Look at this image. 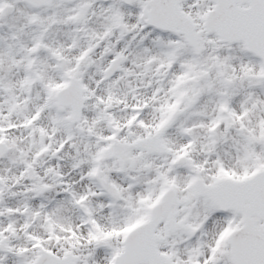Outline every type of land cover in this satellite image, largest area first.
<instances>
[{"label": "snow or ice", "instance_id": "snow-or-ice-1", "mask_svg": "<svg viewBox=\"0 0 264 264\" xmlns=\"http://www.w3.org/2000/svg\"><path fill=\"white\" fill-rule=\"evenodd\" d=\"M0 264H264V0H0Z\"/></svg>", "mask_w": 264, "mask_h": 264}]
</instances>
